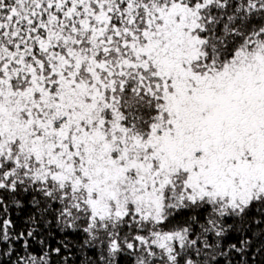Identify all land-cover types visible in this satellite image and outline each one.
Wrapping results in <instances>:
<instances>
[{"label": "snow or ice", "instance_id": "1", "mask_svg": "<svg viewBox=\"0 0 264 264\" xmlns=\"http://www.w3.org/2000/svg\"><path fill=\"white\" fill-rule=\"evenodd\" d=\"M0 264H264V0H0Z\"/></svg>", "mask_w": 264, "mask_h": 264}]
</instances>
